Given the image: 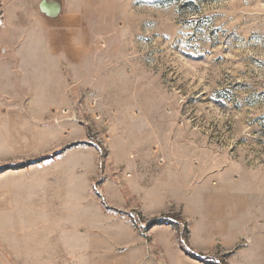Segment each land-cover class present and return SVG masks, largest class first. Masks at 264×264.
Wrapping results in <instances>:
<instances>
[{"label": "rangeland", "instance_id": "374dc122", "mask_svg": "<svg viewBox=\"0 0 264 264\" xmlns=\"http://www.w3.org/2000/svg\"><path fill=\"white\" fill-rule=\"evenodd\" d=\"M104 1L114 5L104 9L108 40L98 56L104 102L81 88L50 117L65 132L67 124L83 127L84 144L98 153L91 198L75 205L77 233L95 241L107 215L109 227L125 224L130 235L116 242L119 232H110L91 262L46 263L32 255L30 237L29 251L21 250L20 235L37 231L36 208L53 189L37 167L55 153L41 149L45 132L13 133L0 137V169H7L0 171V264H232L244 241L202 240L191 189L202 178L212 188L222 175L264 177V0ZM90 97L102 120L92 119ZM114 149L129 166H117ZM202 196L204 217L212 218L213 196Z\"/></svg>", "mask_w": 264, "mask_h": 264}, {"label": "crops", "instance_id": "0c3cea01", "mask_svg": "<svg viewBox=\"0 0 264 264\" xmlns=\"http://www.w3.org/2000/svg\"><path fill=\"white\" fill-rule=\"evenodd\" d=\"M113 6L104 0H0L5 14V28L0 31V137L45 132L41 149L55 153L52 161L37 167L43 182L53 188L43 195L46 204L36 208L37 231L20 235V249L27 253L29 237L34 238L36 251H31L32 255L48 258L43 260L46 263H71L77 256L91 262L104 248V241L108 244L110 232H119V236H111L116 242L130 233L125 224L109 227L107 215L105 230L101 228L103 234L95 241L91 235L77 233L75 205L77 200L91 198L98 153L84 144L83 127L67 124L65 132L50 117L52 108L69 105L74 90L81 88L95 92L104 102V84L97 76L104 72V66L98 56L104 55L108 40L104 9ZM112 157L117 166L130 165L118 150L112 151ZM196 184L191 193L196 194L199 237L226 247L243 240L231 263L264 264V177L234 179L222 175L212 188L205 186L208 182L204 178ZM148 190L155 194L156 186ZM206 191L214 199L212 218L204 217L202 195ZM79 211L86 215V210ZM22 215H29V211ZM78 239L83 242L80 249L76 247ZM9 247L10 254L18 253V246Z\"/></svg>", "mask_w": 264, "mask_h": 264}, {"label": "built area", "instance_id": "2783aa9c", "mask_svg": "<svg viewBox=\"0 0 264 264\" xmlns=\"http://www.w3.org/2000/svg\"><path fill=\"white\" fill-rule=\"evenodd\" d=\"M5 28V14L2 7H0V31ZM88 105L92 110V119L94 121L102 120V116L100 111L98 110V99L96 97L88 98ZM55 124H61V121H54ZM108 139V137H107Z\"/></svg>", "mask_w": 264, "mask_h": 264}, {"label": "trees", "instance_id": "16d2710c", "mask_svg": "<svg viewBox=\"0 0 264 264\" xmlns=\"http://www.w3.org/2000/svg\"><path fill=\"white\" fill-rule=\"evenodd\" d=\"M7 169H5V168H1L0 169V171H2V172H4V171H6ZM157 224V222L156 221H153L152 222V226L153 225H156ZM181 248H182V250H183V252L185 253V254H187L188 256H192V257H194L193 255H192V253L187 249V247L185 246V245H181L180 246ZM199 258V257H198ZM214 261H212V263H213ZM216 263V262H215Z\"/></svg>", "mask_w": 264, "mask_h": 264}]
</instances>
